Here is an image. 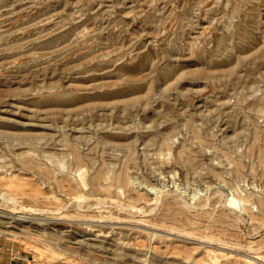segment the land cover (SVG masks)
Returning a JSON list of instances; mask_svg holds the SVG:
<instances>
[{"label":"rangeland","instance_id":"rangeland-1","mask_svg":"<svg viewBox=\"0 0 264 264\" xmlns=\"http://www.w3.org/2000/svg\"><path fill=\"white\" fill-rule=\"evenodd\" d=\"M0 264H264V0H0Z\"/></svg>","mask_w":264,"mask_h":264},{"label":"bare ground","instance_id":"bare-ground-1","mask_svg":"<svg viewBox=\"0 0 264 264\" xmlns=\"http://www.w3.org/2000/svg\"><path fill=\"white\" fill-rule=\"evenodd\" d=\"M227 201V200H226ZM237 201L235 200V199H233V198H230V200H229V204H235ZM27 218V217H26ZM253 260V259H252ZM261 261V260H260Z\"/></svg>","mask_w":264,"mask_h":264}]
</instances>
